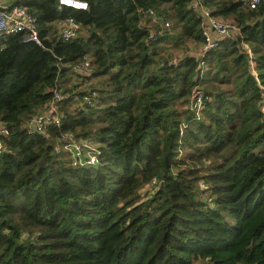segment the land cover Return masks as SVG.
<instances>
[{
	"label": "trees",
	"instance_id": "16d2710c",
	"mask_svg": "<svg viewBox=\"0 0 264 264\" xmlns=\"http://www.w3.org/2000/svg\"><path fill=\"white\" fill-rule=\"evenodd\" d=\"M85 1L88 11L24 0L43 46L1 43L0 264H264V0H204L241 33L207 53L203 76L188 53L203 42L191 0ZM151 9L172 29L149 43ZM70 18L81 28L65 42L54 24ZM85 57L100 85L93 107L62 88ZM198 84L210 98L199 119L187 108ZM56 87L68 95L61 127L29 135ZM66 134L97 143L102 165L57 154Z\"/></svg>",
	"mask_w": 264,
	"mask_h": 264
},
{
	"label": "built area",
	"instance_id": "2783aa9c",
	"mask_svg": "<svg viewBox=\"0 0 264 264\" xmlns=\"http://www.w3.org/2000/svg\"><path fill=\"white\" fill-rule=\"evenodd\" d=\"M15 1L17 0H0V7L8 8ZM245 1L247 6L254 10L261 4L262 0ZM57 2L59 11L65 8L79 11L89 10V4L85 0H57ZM189 8L195 11L201 19L203 42L195 46L196 49L188 51V53L197 57L199 62L197 70L201 71L200 76H203L204 58L207 53L216 49L222 40L237 39L240 36L241 28L233 21H223L214 17L212 11L204 5V0H191ZM145 16L151 21L147 40L149 43L156 41L162 32L172 29V22L156 10H148L145 12ZM157 27L160 29L159 32L156 30ZM80 28V24L70 18L60 29V36L65 42H68L76 37ZM15 35H22L23 41L26 43H35L43 46V41L39 35L38 20L25 6L18 5L8 12L0 11V47L4 39ZM242 48L253 64V53L250 47L243 44ZM178 61L179 59L174 58L173 63ZM92 70L91 58L85 57L81 63L72 67L71 73L81 77L82 80H88L92 75ZM262 95L264 98V92ZM99 97L98 90L90 87L75 95V99L78 100L80 106L88 107L95 106L99 101ZM65 99H68V95H65L62 89L54 88L52 90V98L47 103L44 113L33 117L27 122L28 134L46 135L51 127H61L63 113L60 108ZM209 101L210 98L204 93L201 84H198L192 92V98L187 108L199 119L202 117L205 106ZM9 135V128L0 121V156L8 152L5 138L9 137ZM55 151L57 154H68L71 164L75 168H97L102 165V149L100 146L89 140L77 139L72 134H66L57 139ZM200 186L202 189L207 188L204 182H201ZM157 188L158 181L153 180L149 189H145V193L150 197L155 194Z\"/></svg>",
	"mask_w": 264,
	"mask_h": 264
},
{
	"label": "rangeland",
	"instance_id": "374dc122",
	"mask_svg": "<svg viewBox=\"0 0 264 264\" xmlns=\"http://www.w3.org/2000/svg\"><path fill=\"white\" fill-rule=\"evenodd\" d=\"M62 24H54L55 29L58 31L59 29L62 28ZM178 32V30H177ZM68 79V78H67ZM64 83V82H63ZM66 85L63 88V90L67 89V90H72V92L74 93H79L81 91H83L84 89L90 87V88H97L99 85V82L97 79H94L91 81V79L88 80H82L81 77L76 76L74 74L70 75V78L65 82ZM100 86V85H99ZM77 106V104H76ZM74 107V106H73ZM263 111H264V102H263ZM148 185L145 189H149ZM144 193V194H143ZM141 196L143 198V200H146V198L148 197L147 194L145 193V190H143L141 192Z\"/></svg>",
	"mask_w": 264,
	"mask_h": 264
},
{
	"label": "water",
	"instance_id": "95a60500",
	"mask_svg": "<svg viewBox=\"0 0 264 264\" xmlns=\"http://www.w3.org/2000/svg\"><path fill=\"white\" fill-rule=\"evenodd\" d=\"M24 0H17L15 1L13 4H11L8 8H1L0 7V11L1 12H8L10 10H12L14 7L18 6V5H21V3L23 2Z\"/></svg>",
	"mask_w": 264,
	"mask_h": 264
},
{
	"label": "crops",
	"instance_id": "0c3cea01",
	"mask_svg": "<svg viewBox=\"0 0 264 264\" xmlns=\"http://www.w3.org/2000/svg\"><path fill=\"white\" fill-rule=\"evenodd\" d=\"M65 23H66V22H65ZM65 23H64V24H65ZM64 24H63V25H64Z\"/></svg>",
	"mask_w": 264,
	"mask_h": 264
}]
</instances>
